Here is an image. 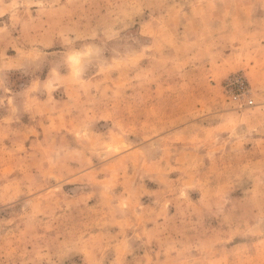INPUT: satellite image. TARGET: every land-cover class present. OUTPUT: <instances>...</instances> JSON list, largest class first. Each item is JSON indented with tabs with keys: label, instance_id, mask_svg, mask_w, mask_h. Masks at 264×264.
Instances as JSON below:
<instances>
[{
	"label": "rangeland",
	"instance_id": "374dc122",
	"mask_svg": "<svg viewBox=\"0 0 264 264\" xmlns=\"http://www.w3.org/2000/svg\"><path fill=\"white\" fill-rule=\"evenodd\" d=\"M0 264H264V0H0Z\"/></svg>",
	"mask_w": 264,
	"mask_h": 264
},
{
	"label": "built area",
	"instance_id": "2783aa9c",
	"mask_svg": "<svg viewBox=\"0 0 264 264\" xmlns=\"http://www.w3.org/2000/svg\"><path fill=\"white\" fill-rule=\"evenodd\" d=\"M229 86H234L237 90L246 92V83L243 78V75L237 74L229 78L225 82V87H229ZM247 104L251 105L252 104L251 100H248Z\"/></svg>",
	"mask_w": 264,
	"mask_h": 264
},
{
	"label": "clouds",
	"instance_id": "9594fccd",
	"mask_svg": "<svg viewBox=\"0 0 264 264\" xmlns=\"http://www.w3.org/2000/svg\"><path fill=\"white\" fill-rule=\"evenodd\" d=\"M83 55H85V56H86V55H88V53L86 52V53H84Z\"/></svg>",
	"mask_w": 264,
	"mask_h": 264
}]
</instances>
